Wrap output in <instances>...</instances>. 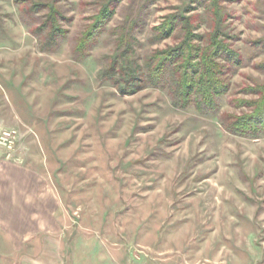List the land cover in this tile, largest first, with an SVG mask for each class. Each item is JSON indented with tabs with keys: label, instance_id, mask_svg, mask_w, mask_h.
Here are the masks:
<instances>
[{
	"label": "rangeland",
	"instance_id": "rangeland-1",
	"mask_svg": "<svg viewBox=\"0 0 264 264\" xmlns=\"http://www.w3.org/2000/svg\"><path fill=\"white\" fill-rule=\"evenodd\" d=\"M48 2L61 13L53 42ZM215 2L218 40L240 63L218 59L225 93L199 107L147 81L124 94L108 70L127 25L139 66L185 42L179 27L162 29L181 18L204 50L212 0H0V135L16 131L11 162L34 154L56 191L63 244L79 235L154 264H264V130L232 126L264 87V0Z\"/></svg>",
	"mask_w": 264,
	"mask_h": 264
},
{
	"label": "trees",
	"instance_id": "trees-1",
	"mask_svg": "<svg viewBox=\"0 0 264 264\" xmlns=\"http://www.w3.org/2000/svg\"><path fill=\"white\" fill-rule=\"evenodd\" d=\"M212 1L213 3L206 5L205 8L208 14V23L212 24L215 33L209 34L207 37L208 46L204 50L192 44L193 39L199 38V36L194 34L190 20L181 18L178 20L179 26L174 27L171 22L170 26L166 27L168 25L166 24L162 29L164 30L163 34L171 35L174 29L179 27L185 36V42L176 50L161 53L156 60L145 64L146 66H139L133 60L136 58V53L131 45V28L128 25L123 28L121 42L127 45L126 53L116 56L112 60L108 72L113 75L114 79L121 82L120 85L125 83L126 86L121 87L124 94L135 88L140 89L141 83H144L142 81H147L155 86H166L173 98L183 105L195 100L199 107L202 105L215 106L216 98L225 93L226 87L218 76L222 73V68L224 69V66L217 63L218 59L225 57L228 63L236 65L240 63V56L234 54L218 40L221 36V32L218 31L221 25V13L216 0ZM42 5L34 3L33 9H38ZM46 7L49 10V17L44 23V27L45 29L49 28L50 39L53 42L61 33L57 27L58 17L61 16V13L57 7L51 6L50 2ZM102 8V12L95 18L94 24L81 39L78 46L79 51L85 52L84 50L88 48L87 45L95 37L97 31L102 29L105 18L110 12L108 4L103 5ZM142 78L146 80H142ZM254 92L259 98L251 102L253 112L248 116L239 117L232 124L233 129L237 132L258 133L264 130V87L260 86Z\"/></svg>",
	"mask_w": 264,
	"mask_h": 264
},
{
	"label": "crops",
	"instance_id": "crops-1",
	"mask_svg": "<svg viewBox=\"0 0 264 264\" xmlns=\"http://www.w3.org/2000/svg\"><path fill=\"white\" fill-rule=\"evenodd\" d=\"M27 153H23L19 163H16L4 160L0 151V260L2 262L7 264H154L135 258L129 259V256L128 259H124L119 257L118 248L97 244L94 240L84 241L79 235L73 243L63 244L65 232L60 231L64 208L45 174L34 166V164L39 165L34 154ZM40 166L44 164L41 162Z\"/></svg>",
	"mask_w": 264,
	"mask_h": 264
},
{
	"label": "built area",
	"instance_id": "built-area-1",
	"mask_svg": "<svg viewBox=\"0 0 264 264\" xmlns=\"http://www.w3.org/2000/svg\"><path fill=\"white\" fill-rule=\"evenodd\" d=\"M18 144L17 132L7 130L0 135V146L4 149L5 160L12 161Z\"/></svg>",
	"mask_w": 264,
	"mask_h": 264
}]
</instances>
